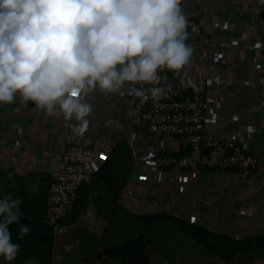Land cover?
I'll list each match as a JSON object with an SVG mask.
<instances>
[{
	"label": "crops",
	"instance_id": "obj_1",
	"mask_svg": "<svg viewBox=\"0 0 264 264\" xmlns=\"http://www.w3.org/2000/svg\"><path fill=\"white\" fill-rule=\"evenodd\" d=\"M184 12L196 26L195 31L191 25L188 29L193 54L186 72L175 76L167 72L171 77L167 85L173 86L179 77L191 74L205 77L209 103L205 135L222 138L238 129L244 148L259 159L249 174L207 167L193 174L196 182L192 189L199 191V199L206 205L198 223L234 236L264 233V2L184 0ZM81 98L92 105L90 126L83 135L73 132L76 121L47 116L19 94L11 103H0L2 195L13 197L25 193L31 198L46 191L51 172L61 166L62 153L71 143L94 147L98 169L120 138L128 142L135 169L120 193V210H115L111 217L113 225L98 213L90 195L80 217L65 225L63 231L54 232L58 256L65 254V261L72 256V252L65 251L66 245H73V255L86 253L89 248L91 254L100 249L98 241L121 237L128 214L169 213L172 197L187 198L186 189L183 193L176 192L169 170L151 177L135 172L143 156L152 151L159 149L181 155L176 144L159 133L151 136L131 102L119 92L96 89ZM92 184L95 188L92 193L97 195L102 185L99 180ZM214 192L228 196L226 201L213 199ZM124 195L127 202L121 201ZM233 199L243 204L244 217L236 213ZM83 258V264L93 260ZM148 258L149 263L151 258ZM11 264L37 263L35 259L15 258Z\"/></svg>",
	"mask_w": 264,
	"mask_h": 264
},
{
	"label": "clouds",
	"instance_id": "obj_2",
	"mask_svg": "<svg viewBox=\"0 0 264 264\" xmlns=\"http://www.w3.org/2000/svg\"><path fill=\"white\" fill-rule=\"evenodd\" d=\"M188 29L184 0H0V103L19 94L47 116L76 121L73 132L83 135L92 105L82 95L126 90L143 103L170 91L160 71H187ZM182 83L195 87L191 79ZM21 203L0 196L5 264L20 250L9 226L18 224L17 239L32 230L20 223Z\"/></svg>",
	"mask_w": 264,
	"mask_h": 264
},
{
	"label": "built area",
	"instance_id": "obj_3",
	"mask_svg": "<svg viewBox=\"0 0 264 264\" xmlns=\"http://www.w3.org/2000/svg\"><path fill=\"white\" fill-rule=\"evenodd\" d=\"M193 24L194 21L189 20V25ZM167 72L160 71V75L164 76L161 85L169 87L170 91L158 99L149 98L141 103L126 90L119 91L131 102L133 109L146 123L151 136L159 133L182 151L179 156L159 149L152 151L143 156L141 166L135 172L151 177L154 173L160 174L165 169L169 170L176 192L183 193L184 189L187 190V198L184 195L172 197L173 201H169V213L198 223V218L206 209V205L203 200L200 201L199 191L192 189L196 182L193 174L199 172L202 167L215 171L234 169L249 174L257 167L259 159L244 148L243 136L238 129L222 138L205 135V125L209 120L205 77L191 74L179 77L175 85L168 86L167 80L171 77ZM185 79L193 80L195 87H186L182 83ZM16 144L19 145L20 141ZM97 170L94 147L81 142L71 143L65 147L61 166L51 172L48 185L45 220L53 226L55 233L65 229V225L59 221L71 208L77 188L90 183ZM212 197L215 200L226 201L228 196L214 192ZM121 201L127 202V196L121 197ZM233 204L236 213L244 217L246 211L243 204L236 199H233ZM241 236L243 234L236 237Z\"/></svg>",
	"mask_w": 264,
	"mask_h": 264
},
{
	"label": "trees",
	"instance_id": "obj_4",
	"mask_svg": "<svg viewBox=\"0 0 264 264\" xmlns=\"http://www.w3.org/2000/svg\"><path fill=\"white\" fill-rule=\"evenodd\" d=\"M134 165L128 142L120 138L94 173L90 183L82 184L77 188L71 208L59 223L69 225L76 221L84 211L91 195L98 213L113 225L111 217L115 210H120L118 199L122 188L134 173ZM98 180L102 190H99L97 195H93L95 188L92 183ZM47 195L48 186L46 191L31 198L25 193L13 196L22 200L20 223L29 225L32 229L28 234L23 235L22 239H17L20 235L18 224L9 226L13 242L20 245L16 257L18 261L35 259L37 264H58L54 229L45 221ZM0 196L3 195L0 194ZM105 210H108V213H105ZM133 220L140 223V230L135 224L137 221ZM122 225L125 230L121 233L120 240L117 237L102 239L98 241L99 251L95 250L89 255L114 260L117 264H148L149 258L145 253L147 247L155 246L160 237L170 234L174 238L179 236V239L192 238L202 250L227 264L232 263L237 256L251 252L264 257V233H249L236 237L164 212L128 214L127 221ZM83 259L86 261L88 257L85 256ZM0 264L5 262L0 259Z\"/></svg>",
	"mask_w": 264,
	"mask_h": 264
},
{
	"label": "rangeland",
	"instance_id": "obj_5",
	"mask_svg": "<svg viewBox=\"0 0 264 264\" xmlns=\"http://www.w3.org/2000/svg\"><path fill=\"white\" fill-rule=\"evenodd\" d=\"M133 221L136 222L137 220ZM135 224L139 226L140 230V223L137 221ZM244 235L245 234H243V236ZM184 238L186 239L183 241L179 239V236L174 238V236H171L170 234H165V237H160L155 246H148L146 249V254L148 253V256L151 258L148 264H227L223 263L216 256L211 255L209 252L202 250L192 238ZM183 243L184 245L182 246L181 244ZM91 250L92 248H89L88 252L80 255L77 253L73 255V250H71V258H68L65 261V254L61 255L60 257L58 256V264H83L85 262H81V259L85 256H87L88 259H93L89 262L90 264H117L116 261L109 260L107 258L101 259L94 256L91 257L89 255ZM230 264H264V257L256 255L253 252L246 253L245 255L241 254L237 256L236 259Z\"/></svg>",
	"mask_w": 264,
	"mask_h": 264
}]
</instances>
